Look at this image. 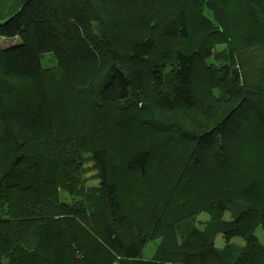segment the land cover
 Listing matches in <instances>:
<instances>
[{"label": "trees", "instance_id": "1", "mask_svg": "<svg viewBox=\"0 0 264 264\" xmlns=\"http://www.w3.org/2000/svg\"><path fill=\"white\" fill-rule=\"evenodd\" d=\"M15 36L0 264H264V0H0Z\"/></svg>", "mask_w": 264, "mask_h": 264}, {"label": "rangeland", "instance_id": "2", "mask_svg": "<svg viewBox=\"0 0 264 264\" xmlns=\"http://www.w3.org/2000/svg\"><path fill=\"white\" fill-rule=\"evenodd\" d=\"M20 42V39L19 37L15 36V37H0V43L3 45V46H7V45H11V44H16V43H19ZM44 65L48 66L50 65V63L45 60L44 62ZM19 101L20 102H26L28 103L29 102V97L27 96V94H22L20 97H19ZM45 101H46V97L43 95L40 97V99L37 101V106L39 107H42L44 104H45ZM52 135V132L50 129H46V130H43L41 131V136L44 138V139H48L50 138ZM84 158H85V161H84V167L86 169V174L85 176L87 177L88 179V184H96V180L93 178V171H92V168H91V160H89L87 157L89 156L88 153H84L83 154ZM63 198L64 199H71L70 197H68V195H63ZM208 218V215L206 213H201L198 215L197 217V220H206ZM255 235L258 236L261 240L263 238V235H262V231L260 229V227H257L256 230H255ZM234 241H239L240 242V239L238 238H234L233 239ZM156 243H157V240H151L149 241L146 246L144 247L143 249V257L144 258H150L152 256V253L154 251V248L156 246ZM224 243V240L222 238V235L219 233L215 236L214 238V244L215 246L217 247H221ZM4 262H6L5 259H3ZM5 264V263H4ZM166 264H170V263H166Z\"/></svg>", "mask_w": 264, "mask_h": 264}]
</instances>
